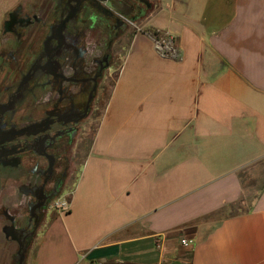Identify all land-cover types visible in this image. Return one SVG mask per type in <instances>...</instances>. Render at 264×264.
Here are the masks:
<instances>
[{
	"label": "crops",
	"instance_id": "0c3cea01",
	"mask_svg": "<svg viewBox=\"0 0 264 264\" xmlns=\"http://www.w3.org/2000/svg\"><path fill=\"white\" fill-rule=\"evenodd\" d=\"M45 1L0 8V42L17 4ZM145 1H116L136 21L124 59L60 194L70 209L48 215L24 264H264V185L250 200L245 186L264 178V0ZM8 253L0 264H19Z\"/></svg>",
	"mask_w": 264,
	"mask_h": 264
},
{
	"label": "flooded vegetation",
	"instance_id": "af4514ba",
	"mask_svg": "<svg viewBox=\"0 0 264 264\" xmlns=\"http://www.w3.org/2000/svg\"><path fill=\"white\" fill-rule=\"evenodd\" d=\"M116 1L22 2L3 23L0 231L5 243L0 242V254L12 246L19 253L14 238L19 231L26 251L32 245L92 140L118 46L136 22L126 16L132 7L119 11ZM140 7L137 16L145 4ZM10 19L14 25L5 32Z\"/></svg>",
	"mask_w": 264,
	"mask_h": 264
},
{
	"label": "rangeland",
	"instance_id": "374dc122",
	"mask_svg": "<svg viewBox=\"0 0 264 264\" xmlns=\"http://www.w3.org/2000/svg\"><path fill=\"white\" fill-rule=\"evenodd\" d=\"M13 2H14V0H0V8L5 9V7H9V6H11V4H12ZM2 9H0V13H1ZM1 15H2V14H0V18H1ZM130 36H131V31L128 32V33L124 36L125 39H124L123 43L121 44V46H120V45L118 46V52H119V54H118V57H117V59H116L115 67H114V69H113V72H111V76L109 77V80H108V88H109V92H110V90H111V88H112V84H113V82H114V80H115V77H116V74H117V72H118V70H119V68H120V65H121V63H122V61H123V59H124V55H125V52H126V48H125V47H126L127 38H129ZM106 98H107V97H106ZM105 100H106V99H105ZM103 106H104V105H103ZM103 106H102L101 109H103ZM80 171H81V169L78 168L77 171H76V173H75V177H74L72 183H70V185H69V183H68L67 186H66V188L64 189V192H65V193H67V192L71 189L73 183L75 182V179L79 176ZM259 174H260V171L255 170V176H248V177L245 179V183H246L245 186H246V191H247V193H246V197L248 198V200H250V197H251V195H250V193H249V190H250V189H252V188L254 187L255 189L258 190L259 188H262L263 185H264V178L259 177ZM62 193H63V192H62ZM58 196H60V195H58ZM58 196H57V197H58ZM52 213H53V211L50 210V211L48 212V215H51ZM0 248H1V247H0ZM4 248H6V246H4ZM7 248H8V246H7ZM13 249H14V246L11 247V251H10V253L14 252ZM10 253H8V254H10ZM15 261L17 262V261H19V260H18V259H15ZM15 261H14V262H15ZM7 263H8V257H7V255H3V256H2V263H1V264H7ZM13 264H14V263H13Z\"/></svg>",
	"mask_w": 264,
	"mask_h": 264
},
{
	"label": "built area",
	"instance_id": "2783aa9c",
	"mask_svg": "<svg viewBox=\"0 0 264 264\" xmlns=\"http://www.w3.org/2000/svg\"><path fill=\"white\" fill-rule=\"evenodd\" d=\"M119 16L121 18H124L121 15ZM155 45L156 49L164 57H174L175 55H177L174 38L169 35H158L155 39ZM69 209V202L63 195L56 197L51 205V210L53 212L65 213L68 212ZM182 244L186 247H190L191 245H193V241L183 239Z\"/></svg>",
	"mask_w": 264,
	"mask_h": 264
},
{
	"label": "water",
	"instance_id": "95a60500",
	"mask_svg": "<svg viewBox=\"0 0 264 264\" xmlns=\"http://www.w3.org/2000/svg\"><path fill=\"white\" fill-rule=\"evenodd\" d=\"M144 2H146L145 0H142ZM14 22L13 20H9L5 23V32H11V28L13 27ZM16 238V240L19 241L20 243V251L18 253L19 255V264H24L25 261V254H26V237L22 238V232L19 231V236L14 237Z\"/></svg>",
	"mask_w": 264,
	"mask_h": 264
}]
</instances>
